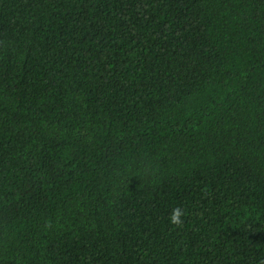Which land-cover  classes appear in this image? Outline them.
<instances>
[{
    "label": "trees",
    "instance_id": "trees-1",
    "mask_svg": "<svg viewBox=\"0 0 264 264\" xmlns=\"http://www.w3.org/2000/svg\"><path fill=\"white\" fill-rule=\"evenodd\" d=\"M0 264H264V0H0Z\"/></svg>",
    "mask_w": 264,
    "mask_h": 264
},
{
    "label": "clouds",
    "instance_id": "clouds-1",
    "mask_svg": "<svg viewBox=\"0 0 264 264\" xmlns=\"http://www.w3.org/2000/svg\"><path fill=\"white\" fill-rule=\"evenodd\" d=\"M185 215L184 210L177 206L172 209L170 216H169V222L173 225L179 226L183 223L182 217Z\"/></svg>",
    "mask_w": 264,
    "mask_h": 264
}]
</instances>
